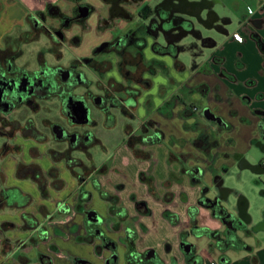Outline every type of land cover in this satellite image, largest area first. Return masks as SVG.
<instances>
[{"label":"flooded vegetation","instance_id":"af4514ba","mask_svg":"<svg viewBox=\"0 0 264 264\" xmlns=\"http://www.w3.org/2000/svg\"><path fill=\"white\" fill-rule=\"evenodd\" d=\"M65 1L70 2L67 10L63 11L57 6L48 5L42 11L35 12L29 21L33 32L26 34V37H20L24 40V44L38 40L42 35L52 42H58L65 55L58 54L57 63L48 64L43 59L46 54H54L51 46L46 53L43 50L38 52L37 68L35 69H27L17 64V61L23 56L21 49L9 46L0 48V130H3V125H7V119L15 110L22 107L32 110L36 108L37 101L56 100L60 105L65 125H51L50 134L59 144L66 145V147L53 160L63 162L65 165L70 163L80 167L83 166V160L73 158L72 154L85 156L88 154L90 157L91 149L103 146L100 138L94 131H91L98 126V122L92 118L93 109L103 115L102 127L106 129L113 128L117 119H121L124 131L130 130L125 140V146L136 160L148 162V170H151L153 163L157 160V153L153 149L159 148L162 151L165 150V163L169 167L174 164L177 166L176 171H170L166 180L161 183L155 181L152 171L147 178L145 172H139V174L143 173L145 182L139 181L146 186L150 196L154 199L156 197L163 198L164 195H172L173 191L168 194V188L186 184L189 188L198 191L195 201V205L198 206V226L203 227L199 216V209H203L207 212L208 218L220 226L218 230H212L217 234V239H224L226 235H235L246 243L248 237L263 232L264 211L260 221L251 225V219L246 214V200L237 189L229 188L226 185V181L230 177H236L239 180L241 172L244 170L250 171L256 176L264 175L262 161L251 165L244 152L236 149L235 142L227 146L230 150L221 151L215 131H209L210 129L206 126H197L196 129H192L197 130L198 134L193 138L191 146L202 156L199 155L200 159H197L195 164L187 166L186 160L190 159L181 153L179 155L173 153L166 146L167 134L163 125L168 117L163 115L160 110L155 113L159 119H155L152 115L139 119L138 115L134 114V111L140 108L138 100L142 97V88L146 91L151 88L149 78L156 77L161 72L168 70L164 59L170 58L172 66L177 67V61H181L179 59L181 55L186 54L195 61L203 57V50L214 46L215 43L197 31L195 25L204 23L205 26L212 27L214 22L220 21L212 10H208L205 19H201L199 16L201 9L203 7L209 9L210 4L187 0H167L164 4L151 9L144 6V0H101L106 12L104 15L98 14L97 31L100 34L109 30L124 31L118 36L101 41L90 54L81 56L67 51V48L80 43V39L72 30L75 27H79L81 30H90L91 27L87 25V22L95 9L85 0ZM262 5L261 12L264 13V3ZM85 14H87L86 17L83 16ZM191 20H194V23ZM225 22H228V19L221 21V23ZM262 22V26H264V20ZM123 23H125L124 29L121 27ZM129 24H133V26L127 28L130 26ZM215 28L220 33L225 32L221 26ZM8 37L4 38V43ZM63 58L66 59L65 65L60 63ZM194 61L190 60V65L195 66ZM180 63L184 65L182 61ZM219 74L223 76V73ZM92 87L98 93L94 92ZM179 98V96H175L173 99L179 100ZM206 108L208 107H204V109ZM112 111H116V113ZM202 111H199L196 106L189 108L188 104L181 101V109L175 115L186 120L197 117V115L205 119L202 116ZM210 112L213 113L211 110ZM255 113L258 114L259 119L256 128L250 131L248 145L258 149L264 155V112L256 111ZM209 123L213 124L217 131L228 135H232L236 130L224 119L220 125ZM10 125V130L20 132L22 137L36 142L42 141V137L31 119L26 120L23 124L11 121ZM7 136L13 139L14 131L4 134L0 131V137L6 138ZM129 137L133 139H129ZM196 142L202 149L197 147ZM2 147L0 153L5 150V147ZM168 184L170 187L167 186ZM159 188L163 189L165 194L159 195ZM260 194L264 196V192H260ZM85 195L89 197L85 202H89L90 192L87 191L82 196ZM171 198L169 203H165L166 205H170L175 196H171ZM81 204L83 203L81 202ZM145 206L143 202H136V212L137 208L142 209ZM91 211L95 212L92 208L81 210L85 222L88 224L87 227L85 226L86 240L97 242L95 249L99 256L102 255V252L108 253L103 264H118L117 246L101 228L105 223L103 218L96 212V216L101 219L100 222L94 221V218H88L87 214ZM178 225L179 220L175 226ZM190 228L191 225L187 217L185 227L178 234L179 250L183 257L181 264H188L183 251L200 256L197 246V242L200 240H205L207 251L210 254H217L218 258L232 250L229 249L223 253L212 248L210 250V245L215 243V238L196 237ZM181 234L183 235L180 236ZM125 241L127 243V237H125ZM183 242L185 244L182 246ZM127 246L129 250L128 243ZM153 254L160 258L155 254V251L146 250L140 253L138 263L134 264H156L150 261ZM172 258L168 264H179L175 258L173 259L176 262ZM78 261L84 260L74 259L73 264H79ZM85 264L91 263L85 262ZM125 264H127L126 260ZM164 264L166 263L164 262Z\"/></svg>","mask_w":264,"mask_h":264},{"label":"rangeland","instance_id":"374dc122","mask_svg":"<svg viewBox=\"0 0 264 264\" xmlns=\"http://www.w3.org/2000/svg\"><path fill=\"white\" fill-rule=\"evenodd\" d=\"M85 1L95 9L87 22L91 29L81 30L79 27H75L72 31L80 39V43L67 48L69 53L81 56L90 54L101 41L118 36L124 31L114 32L109 30L104 34H100L97 31L96 24L98 14H105V7L101 0ZM160 1L163 0H146V5L154 9ZM187 1L210 4L209 9L205 7L201 9L199 16L201 19H205L208 10H212L220 21L218 23L214 22L212 27L205 26L204 23L195 25L197 31L202 35H206L215 44L210 50H203V57L195 61L186 54L181 55L179 59L184 65L180 63L181 61H177V67H175L172 66L170 58L164 59L168 70L161 72L156 77L149 78L151 88L147 91L142 88V97L138 100L140 108L135 110L134 114H137L139 119L148 115L159 119L155 113L160 110L163 115L168 117L163 125L165 130H169L166 146L169 150L176 151V154L181 153L187 159H190L186 160L187 166L195 164L197 159H200L199 155L202 156L200 152L194 150L191 146L193 138L198 134L197 130L192 129H196L197 126H206L210 129L209 131H215V137L221 145V151L230 150L227 146L235 142L237 144L236 149L244 152L251 165H256L261 161L264 164V155L258 149L250 147L247 140L250 131L257 126L259 117L255 112L261 109L259 105L264 102V96L261 95L264 92V26L258 28L253 23L254 19L262 14L263 3H261V0ZM17 11L20 12L21 8L12 10L15 13ZM224 19H228V22L221 23ZM191 21L194 23V20ZM29 23L27 22L22 28L15 30L5 43L3 42V46L21 49L23 56L17 61V64L27 69L37 68L38 52L43 50L46 53L50 46L54 50L52 52L54 54H46L43 59L48 64L57 63L59 60L58 54L65 55L64 50H61L62 46L58 42H52V40L42 35L38 40L24 44V40L20 37H26V34L33 32ZM9 24L2 25L0 32L10 29ZM129 25L133 26V24ZM220 26L225 30L224 33H220L215 28ZM121 27L124 29L125 23ZM235 33L241 37L240 43L233 40ZM190 60L194 61L195 66L190 65ZM60 63L65 65L66 59L63 58ZM219 73H223V76ZM248 81L249 83L255 81L257 85L247 88ZM92 90L97 92L93 87ZM246 90L251 98L246 96ZM175 96H179V100H174ZM181 101L188 104L189 108L196 106L199 111H202L204 107L210 108L214 114L223 118L237 130L234 129L235 133L232 135L222 133L199 115L189 120L183 119L182 128L179 127V124H177V128L172 127L170 125L171 120H176L174 116L181 109ZM35 104L37 106L32 110L27 107L15 110L7 119V125H3V130H0L3 134L14 131L15 135L13 139H10L9 136L6 138L0 137V148L5 147V150L0 153V191L16 186L22 192L28 193L32 203L23 210L27 212L26 214L33 216L35 212H39L44 215L47 211L46 208H48V210L53 209L56 216L64 219L69 213H63V210L59 212L58 205L63 203L64 208L75 210L74 204L77 201L76 208L82 207L81 196L87 191L95 190L101 177L105 181L107 190L112 191L118 184L124 183L126 188L122 197L127 196L130 192H136L138 181L135 173L138 163H134L131 156L124 150L125 140L130 130L124 131V124L121 119H117L113 128L106 129L102 127L103 115L93 109L92 118L98 122V126L91 129V131H94L96 136L100 138L103 146L91 149L90 157L88 154L87 156L72 154L73 158L83 160V166L68 168L63 162L53 160L66 147V145L59 144L50 134L51 125H65L59 103L56 100H47L37 101ZM112 112L116 113V111ZM28 119L32 120L34 127L42 137V141L36 142L27 139L22 137L20 132L10 130L11 121L23 124ZM129 139L133 138L129 137ZM159 150V148L153 149L157 154H160ZM159 162L160 167L165 170L162 159ZM155 166L156 163L154 162L152 170L146 169L144 171L146 178L150 176ZM108 169H110L109 173H107ZM104 173L106 175L103 177ZM226 185L229 188L237 189L246 197L250 205L249 213L254 220H257L264 208V200H262L260 194V192H264V175L256 176L250 171L244 170L241 172L239 180L236 177H230L226 181ZM167 186L170 187V184ZM163 187L165 190L166 184ZM183 188L185 189L186 186H172V188H168V194L171 193L172 189L176 190V192H172V196H181L178 197L177 201L182 200L183 202L185 200L182 195ZM163 189L159 188L158 192L165 194ZM165 197L166 195L163 196V198ZM163 198L156 197L154 199L152 196L149 198V202L153 206L150 205L153 214L143 219V224L149 231L142 234V242L145 241L147 245L159 246L163 239L173 238V229L161 220L156 207L157 204L166 206ZM154 202L157 204L155 205ZM182 204L173 203L172 206H175L176 210L179 208L180 211H183ZM93 207L97 209L95 201ZM20 212L22 213L19 209L8 208L4 204H0V233L23 230V226L19 222ZM203 214L206 213L203 212ZM208 219V216L205 215V217L202 216L201 221L202 223H208ZM129 223L131 224V222ZM180 226V228L185 227L184 223ZM115 227L118 228L117 225ZM3 238L4 236L0 237L1 245L7 242ZM17 243L18 240H16ZM246 243L248 245L259 243L263 246H259L258 250L262 249L264 247V232L248 237Z\"/></svg>","mask_w":264,"mask_h":264},{"label":"crops","instance_id":"0c3cea01","mask_svg":"<svg viewBox=\"0 0 264 264\" xmlns=\"http://www.w3.org/2000/svg\"><path fill=\"white\" fill-rule=\"evenodd\" d=\"M166 1L167 0L160 1L158 5L164 4V2ZM261 3H264V0H261ZM48 5L57 6L58 8L64 11L69 8L70 2H66L65 0H0V27L8 23H10L9 26H11L10 29H6L5 31L0 32V48L3 46V40L5 37L10 36L18 28H22V26L27 23L29 17L31 18L35 14V12L42 11ZM144 6L150 8L148 5H146V0H144ZM16 8H21V11L20 12L17 11V13L12 12V10ZM253 17H255V15H253ZM263 20H264V13L258 15V18L254 19L253 22L254 26L256 25L258 28H262ZM129 27L131 26H127V28ZM210 49L211 48L205 50H210ZM253 82L254 83L251 82L249 83L248 81L246 84L247 88H250L251 86L255 87L257 85L255 81ZM246 94H247L246 96L248 97L250 96L249 93H247V90H246ZM261 95L264 96V92ZM242 98L244 97L242 96ZM247 101L249 102V100ZM259 106H261L260 107L261 109L257 111L263 110L264 112V102L262 105ZM174 118L176 120L174 119L171 120L172 122L170 123V125H172V127L174 126L177 128V124H179V127L182 128L183 119H180L176 115L174 116ZM168 131L169 130H165L166 134H168ZM249 138H250V134L247 136V140H249ZM124 150L128 153V155L131 156L134 163H138L136 165L137 169L135 173L136 180L138 181L137 183L138 187L136 192H132V193L130 192L128 193L127 196L122 197V194L126 188L124 183L118 184V186H116L111 191L106 189L105 181L102 179V177L101 179L99 178L97 182V184L100 186L101 191L106 192L109 195H112L117 198L118 202L116 204V209H118L119 211L118 215H113L110 212V204L102 199L100 192L96 189L89 191L91 195L90 200L89 202H83L82 207L80 206L76 208L77 201H75L74 204L75 210L70 208L69 209L64 208L65 206L63 205V203L59 204L57 207L59 212L60 210H63V213H69L67 217H65L64 219L56 216L54 210L53 209L48 210V208H46L47 211H45L44 215L39 212H35L33 216L26 214L27 212H24L23 210L25 208H28L29 205H31L32 199L30 203L23 208L10 207L5 205V207L15 208L22 211V213L20 212L19 215V222H21L24 231L23 230L20 231L19 229L16 231H11V232L3 231L2 233H0V237L2 238L4 236V238L8 242V243L6 242V244L4 245H1L0 243V264H73L74 259L84 260L85 262L91 264H103L104 258L108 256V253L102 252V255L99 256L95 249V245L97 244V242L95 241L90 242L87 241L85 238L86 237L85 217L84 214L81 212V210L88 208L89 209L92 208L101 218H103L105 223L103 226H101V228L103 232L106 234V236L109 237L111 240H113L117 246L118 264H125L126 254L128 252V246L125 241L127 230L134 232L137 236L134 242V250L136 252L142 253L146 250H153L166 264L169 263V260L172 257L175 258L179 264H181L183 257L179 250L180 245L178 238V234L182 229L180 228L181 227L180 224L184 223L185 226L187 222L186 210L189 206L195 205V201L198 196V191L196 189H191L186 184H184L183 187L186 186V188L185 189L183 188L182 195L185 198L183 202L182 200L177 201L178 197L179 198L181 197L178 195L177 197H175L174 201L170 205L164 206L154 202L155 205L157 204L156 207L158 208V212L159 215L161 216V220L164 221L167 225H170L171 228L173 229V238L163 239L161 245L159 246L147 245L145 241L142 242V234L144 232L149 231V229L143 224L144 221L143 219L153 214V209H152L153 206L149 202V198H151V196L147 193L146 186L140 183L138 179V175L140 171L144 172L146 169L149 168V163L140 162L136 160L133 157L132 153L126 148V146L124 147ZM159 151L160 154L156 155L157 156V160L155 161L156 166L155 168H153V172H152V175L157 183L164 182L167 178L168 173L170 171L175 172L177 169L175 168L176 167L175 164L169 167L165 163L166 161L165 150L162 151L160 149ZM171 151L173 153H176V151L173 150ZM161 159L162 162L164 163L165 170H163L159 165L160 163L159 160ZM109 170L110 169L107 170V173H109ZM105 175L106 173L103 174V177ZM172 191L176 192V190L173 189ZM21 193L23 195L29 196L28 193L22 191ZM239 193L245 198L247 202L246 214L251 219V225L256 224L257 222L260 221L261 216L257 220L253 219V217L249 213L250 205L248 203V200L240 191ZM158 194L161 195L160 192H158ZM261 198L262 200H264L263 196ZM94 201L96 203L97 209L93 207ZM136 202L145 203L146 207L150 209L151 214L149 216H141L137 214L135 209ZM173 203L175 204L183 203L182 204L183 211H180L179 208L176 210L175 206H172ZM165 210L177 215V217L179 215L178 226L171 225L168 222V220L163 218L162 213ZM263 211L264 208L261 210V214ZM203 212L206 214H203ZM205 215H207V212L203 209H199L200 221L202 219V216L205 217ZM31 220L35 221L37 224V226L32 229L25 226V222L26 225H29V222ZM129 222H131V224ZM116 225L118 226V228L115 227ZM201 225L210 230H218L220 227L217 222L210 219H208V223H202L201 221ZM16 240H18L17 244H16ZM166 244L169 245V252H166L165 250ZM252 245H249L253 248L251 252L229 250L226 253L227 257L229 258L228 264H264V247L258 250L259 246H263V245H259V243L254 244L253 246ZM197 246L199 248V254L203 259V264H222L219 261L217 254H210L207 251V242L205 240L198 241Z\"/></svg>","mask_w":264,"mask_h":264},{"label":"trees","instance_id":"16d2710c","mask_svg":"<svg viewBox=\"0 0 264 264\" xmlns=\"http://www.w3.org/2000/svg\"><path fill=\"white\" fill-rule=\"evenodd\" d=\"M29 21H30V17L28 18L27 22H29ZM196 144H198V142H196ZM197 147L199 149H202L200 144H198ZM66 166L68 168L77 167L74 164H70V163H68ZM139 180L141 182H145L144 181L145 179L143 178V173L139 174ZM96 186L97 187H95V189L100 191V195H101L102 199L110 204V212L113 215H118L119 211H118V209H116V204L118 202L117 198L112 196V195H109L106 192L101 191L100 186L98 184ZM171 196H172L171 194L167 195L164 198L163 202L169 203L172 199ZM88 198H89L88 195H85L84 197L81 196L80 202L83 203V202L87 201ZM30 201H31L30 196L23 195L21 193L20 189L17 187H9V188H6V189H3L0 191V204H4V205L10 206V207L23 208V207H26L30 203ZM137 213L141 216H149L151 214V211H150V209H148L145 206L142 209L137 208ZM186 213H187V217H188V220L190 222V225H191V228H190L191 232L194 236L211 238V239L213 237L215 238V243L210 245V250L212 248V249H215L216 251H218L220 253L226 252L229 249L236 250V251H247V252L252 251V248L249 245H247L244 241L240 240V238L238 236L226 235L224 239L219 240V239H217L218 236L214 231H212L206 227L198 226V219H197V217H198V206H196V205L189 206L186 210ZM162 215H163V218L168 220V222L171 225H174V226L177 225V223H178L177 215L172 214L167 210H165L162 213ZM87 225L88 224L85 222L86 227H87ZM25 226L32 229V228L36 227L37 224L35 221L31 220L29 222V225H26V222H25ZM182 235L183 234H181L180 236H182ZM126 237H127V243L129 245V250L126 254V262H127V264L138 263V256H140V253H138L134 250V244H133L134 240L136 239V235L134 232L128 231ZM184 244L185 243L183 242L182 246ZM165 250H166V252H169V245H167V244L165 245ZM183 252L185 254V258L188 260V261L186 260L188 262V264H203L202 257L195 256L191 252H186V251H183ZM152 256L153 257L150 258L151 262L153 261L156 264H164L162 259L158 258L156 255L154 256V254ZM172 260L174 262H176L175 259L172 258ZM219 261L222 264H228L229 258L227 257V255H221L219 257Z\"/></svg>","mask_w":264,"mask_h":264},{"label":"water","instance_id":"95a60500","mask_svg":"<svg viewBox=\"0 0 264 264\" xmlns=\"http://www.w3.org/2000/svg\"><path fill=\"white\" fill-rule=\"evenodd\" d=\"M87 14L83 15L84 17H86ZM202 116L209 122H213L217 125H220L221 122H223V119L221 117H218L216 115H214L213 113L210 112L209 108H206L202 111ZM264 197V196H263ZM245 199V198H244ZM88 218L92 219L96 221V222H100L101 219L96 216V213L91 211L87 214ZM96 217V218H95ZM79 264H85V261H78Z\"/></svg>","mask_w":264,"mask_h":264},{"label":"built area","instance_id":"2783aa9c","mask_svg":"<svg viewBox=\"0 0 264 264\" xmlns=\"http://www.w3.org/2000/svg\"><path fill=\"white\" fill-rule=\"evenodd\" d=\"M233 40L236 41L237 43L241 42V37L239 36V34L235 33L233 35Z\"/></svg>","mask_w":264,"mask_h":264}]
</instances>
